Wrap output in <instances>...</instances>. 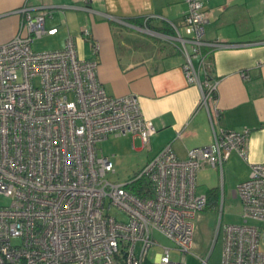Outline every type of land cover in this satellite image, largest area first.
I'll return each mask as SVG.
<instances>
[{
  "label": "built area",
  "instance_id": "2783aa9c",
  "mask_svg": "<svg viewBox=\"0 0 264 264\" xmlns=\"http://www.w3.org/2000/svg\"><path fill=\"white\" fill-rule=\"evenodd\" d=\"M186 2L182 25L162 38L183 56L187 82L202 88L213 139L185 158L167 143L125 182L108 178L113 161L98 143L129 135L148 145L156 129L138 96L109 95L97 78L98 60L79 58L71 37L62 49L34 50L36 40L57 28L45 26V7L17 10L24 21L0 44V195L11 200L0 205V264H144L160 245L156 233L172 246L160 245L151 264H186L196 215L207 207L206 194L196 190L197 172L222 171L231 152L244 158L248 149V130L217 125L218 80L203 52L235 44L206 41L208 10L200 0ZM82 35L96 55L99 43L87 29ZM234 196L243 222H219V264H264V227L247 223L264 222V163L251 164ZM209 257L199 264H210Z\"/></svg>",
  "mask_w": 264,
  "mask_h": 264
},
{
  "label": "crops",
  "instance_id": "0c3cea01",
  "mask_svg": "<svg viewBox=\"0 0 264 264\" xmlns=\"http://www.w3.org/2000/svg\"><path fill=\"white\" fill-rule=\"evenodd\" d=\"M200 1L209 12L205 40L235 44L203 48L211 64L210 76L218 80L212 102L218 110L216 122L226 129L248 130V149L244 158L231 152L222 171L211 166L200 169L196 190L198 184H202L198 193L219 189L218 184L226 180L225 168H229L234 196L236 185L248 177L251 164L264 163V0ZM25 6L45 7L49 12L45 26L57 28L54 34L44 35L51 45L40 50L62 49L71 37L79 58L98 60L97 78L109 95L138 96L143 115L156 129L148 145L131 137L141 142L140 147L132 142L133 149L148 151L145 163L167 143L179 158H185L192 147L211 143L213 127L209 109L200 103L202 88L187 82L183 56L161 40L163 34H169L166 28L182 25L186 0H0V44L17 33L24 21V14L17 10ZM130 19L142 20V26L130 23ZM146 26L158 41L144 35L142 27ZM84 29L99 43L96 55L82 35ZM199 78L203 81L204 74L199 73ZM217 236L222 247L218 232ZM192 252L186 255V264H199L201 256ZM144 264H151V260Z\"/></svg>",
  "mask_w": 264,
  "mask_h": 264
},
{
  "label": "rangeland",
  "instance_id": "374dc122",
  "mask_svg": "<svg viewBox=\"0 0 264 264\" xmlns=\"http://www.w3.org/2000/svg\"><path fill=\"white\" fill-rule=\"evenodd\" d=\"M142 28L146 37L152 36V41H158L155 39V34L150 28H147V26ZM161 40L163 43L165 42V44H168L166 40ZM50 45L51 42L49 38L43 36L34 42L33 48L34 50H40L48 48ZM132 142L135 147L141 146L140 140L136 139L132 141L129 135H109L106 140L98 143V147L102 152L105 155L111 156L114 162L115 172L108 176L109 179L117 182H125L137 174L145 164L148 158V151L146 149H133L131 147ZM111 154H114V157ZM229 175V168H225L226 180L224 184L221 182L218 184L219 194L217 204L208 206L199 217L195 218L193 250L201 257H205L210 252V264H217L220 258V238L217 236L219 222L230 224H239L243 222L240 200L238 197L232 195L235 184L234 181L228 180ZM199 185L202 187V184H198L197 191H199ZM10 201V198L0 195V205H7ZM247 223L264 227V222L253 219H248ZM154 236L160 245L172 246V243L164 236L157 233ZM160 245H155L151 248L148 254L149 260H152L154 253L161 249Z\"/></svg>",
  "mask_w": 264,
  "mask_h": 264
},
{
  "label": "trees",
  "instance_id": "16d2710c",
  "mask_svg": "<svg viewBox=\"0 0 264 264\" xmlns=\"http://www.w3.org/2000/svg\"><path fill=\"white\" fill-rule=\"evenodd\" d=\"M129 22L133 23V24H137L139 26H142V20H140V19H130ZM165 31L169 34H173V30L171 28H166ZM137 186H138L137 184L133 186L135 191L138 189ZM218 194H219V189L217 187H212V188L207 190V192H206L207 207L210 205L213 206V205L217 204Z\"/></svg>",
  "mask_w": 264,
  "mask_h": 264
}]
</instances>
